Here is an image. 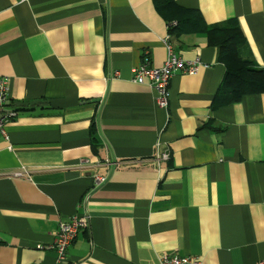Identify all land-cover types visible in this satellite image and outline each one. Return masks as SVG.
Returning a JSON list of instances; mask_svg holds the SVG:
<instances>
[{"label": "crops", "instance_id": "0c3cea01", "mask_svg": "<svg viewBox=\"0 0 264 264\" xmlns=\"http://www.w3.org/2000/svg\"><path fill=\"white\" fill-rule=\"evenodd\" d=\"M176 17V51L203 67L175 73L163 108L132 69L164 65ZM228 21L264 74V0H0V75L19 112L0 134V264L264 259V87L215 104L228 67L207 27ZM77 214L89 227L60 263L59 224Z\"/></svg>", "mask_w": 264, "mask_h": 264}, {"label": "built area", "instance_id": "2783aa9c", "mask_svg": "<svg viewBox=\"0 0 264 264\" xmlns=\"http://www.w3.org/2000/svg\"><path fill=\"white\" fill-rule=\"evenodd\" d=\"M174 25L177 23L174 22ZM169 29V26H168ZM173 35L168 34L163 38V42L168 50V57L166 62L161 67H154L150 65L149 61L141 63L132 69V81L139 84H148L153 88L156 94V101L160 107L167 108L170 104L171 84L172 79L177 72L184 74L195 75L199 73L203 67V62L200 57L193 60H187L180 55L172 42ZM117 71L113 77H119ZM19 112L12 105L11 97V78L0 75V134L9 140L7 132V125L14 121ZM161 145L158 143V160L169 161L171 153L165 149L161 151ZM157 160V159H156ZM86 166H100L104 162L96 164L91 163L90 160L84 161ZM27 171H20L15 176H25ZM108 177L100 174L94 175V181L97 186L103 185ZM90 223V216L87 214H77L69 220L61 221L53 248L57 251L58 261L63 263L67 260L68 249L76 241L82 230L87 229ZM155 264H205L202 257L199 256H179L164 254ZM257 264H264V259Z\"/></svg>", "mask_w": 264, "mask_h": 264}, {"label": "trees", "instance_id": "16d2710c", "mask_svg": "<svg viewBox=\"0 0 264 264\" xmlns=\"http://www.w3.org/2000/svg\"><path fill=\"white\" fill-rule=\"evenodd\" d=\"M187 14L195 12L187 10ZM177 24L174 25L173 23ZM182 19L168 20L169 32L173 35L180 28ZM210 42L221 49V60L226 63L228 71L215 104H232L240 101L243 95L259 92L264 87V74L253 68L250 58L243 55L246 40L242 29L235 21L207 27Z\"/></svg>", "mask_w": 264, "mask_h": 264}]
</instances>
